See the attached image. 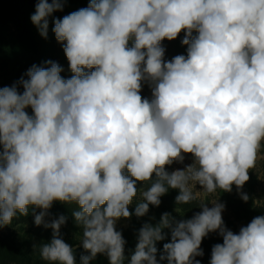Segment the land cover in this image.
Listing matches in <instances>:
<instances>
[{"label": "clouds", "instance_id": "9594fccd", "mask_svg": "<svg viewBox=\"0 0 264 264\" xmlns=\"http://www.w3.org/2000/svg\"><path fill=\"white\" fill-rule=\"evenodd\" d=\"M66 3L37 0L30 19L42 37ZM52 23L71 77L47 60L0 87V229L31 208L34 224L52 229L38 246L41 259L76 264L60 233L67 217L46 220L54 202L75 204L88 253L80 264L97 254L124 264L117 221L133 215L141 182L150 187L140 192L138 218L169 189L178 190L177 205L198 202L201 210L144 223L129 264H201L209 233L223 240L212 246L210 264H264V215L234 233L222 217L225 204L205 202L235 186L247 203L243 186L264 160V0H89ZM182 31L187 55L166 61L162 41ZM144 84L151 99L140 94ZM188 154L192 163L166 170ZM165 229L171 242L157 259Z\"/></svg>", "mask_w": 264, "mask_h": 264}, {"label": "rangeland", "instance_id": "374dc122", "mask_svg": "<svg viewBox=\"0 0 264 264\" xmlns=\"http://www.w3.org/2000/svg\"><path fill=\"white\" fill-rule=\"evenodd\" d=\"M34 6H36L37 0H33ZM68 12L64 8L63 11L54 12L51 18H62L67 15ZM3 21V18H0ZM8 30L18 38V34L21 33V29L14 22H9ZM26 30V29H25ZM27 31V30H26ZM184 37L183 31L181 34L172 41L165 39L162 41V46L165 48L164 59L170 61L176 55H187V45L181 43ZM42 51L45 59L57 62L62 66L64 71L61 73L65 79L70 78L72 73L69 70V63L66 55L63 51V46L59 45V42L55 39H48L43 37ZM131 46V42L129 44ZM26 53L19 54V60L16 62L11 59H7L3 54H0V87L11 86L14 82L18 81L27 70L34 64V53L31 51V47H28ZM6 58V59H4ZM38 58V57H37ZM3 60H5L3 62ZM36 62V61H35ZM44 62L41 63L43 65ZM40 66V64H36ZM27 78V77H25ZM22 92L23 89L21 88ZM141 96L143 98L151 99V89L147 84H144L141 90ZM29 115H32V110L29 107L26 109ZM264 153V149H262ZM192 156L190 154L185 156L183 164L173 163L171 166H166L168 172H172L177 168H183L185 165L192 163ZM250 179L243 186L242 191L247 193L250 197L249 201L245 203L237 193L235 186L231 193L218 190L211 196L205 197V202L211 207L210 201L217 199L219 202L225 204V210L222 213L223 220L226 227L232 230L234 233H238L241 226H247L251 220L258 216L264 215V160L257 162V167L249 172ZM150 187L148 183H137L138 194L134 198L132 204L129 205V211L133 213L130 218H120L117 221V230L122 232L123 238L126 241L124 251V264H129L130 257L134 254L135 246L137 243V236L139 229L144 223L157 224L163 213H170L175 220L190 219L195 212L201 209L198 206V202H193L187 205H177L175 197L179 194L178 190L169 189L168 192L163 195L161 204L159 207L149 205V212L143 217H136L134 214L135 207L141 202L142 197L140 192L147 190ZM197 190H201L200 186H196ZM254 201H259L257 206H254ZM181 209L182 213L176 211L177 208ZM78 210V206L75 204H62L60 202H54L50 209L51 216L46 217L47 221L53 218H58L60 215L67 217L66 224L60 229L61 238L75 249L74 255L76 264H80V256L88 255L83 250L80 237H82V230L75 224L72 213ZM40 210L36 209L38 213ZM167 234L165 240L157 242L159 259V252L163 249V244L171 242V232L169 229H165ZM52 238V229L44 228L43 225L36 226L34 224V216L32 215V209H29L28 216H17L11 225L5 226L0 229V264H49L47 261H43L39 255L38 246L42 243H47ZM222 237L217 233H209L202 241L201 248L204 252L202 257H196L201 261V264H210L212 246L217 243H222ZM34 245L37 246L34 249ZM90 264H109V260L104 254H97V257L90 261ZM161 264H167V261L161 262Z\"/></svg>", "mask_w": 264, "mask_h": 264}, {"label": "trees", "instance_id": "16d2710c", "mask_svg": "<svg viewBox=\"0 0 264 264\" xmlns=\"http://www.w3.org/2000/svg\"><path fill=\"white\" fill-rule=\"evenodd\" d=\"M33 2V0H0V18H3V21H0V54H3L8 60L11 59L12 61L15 60L17 62L19 60V54L26 53L30 50L28 47H31V51L35 55V58H33L34 64L38 63L41 65L42 62H45L48 59L44 58L42 51L41 41L43 40V37L30 19L31 15L35 13ZM88 4L89 0H67L64 8L69 14L81 8L88 7ZM52 20L53 18L49 17L47 36L49 41L51 37L52 39L55 37V34L52 31ZM9 22L16 23L19 26V29H21L18 38L8 30ZM193 35H196V33L194 32ZM59 45L61 47L63 46L60 42ZM4 61L5 60H3V62Z\"/></svg>", "mask_w": 264, "mask_h": 264}]
</instances>
